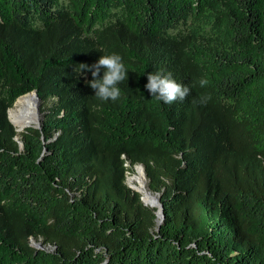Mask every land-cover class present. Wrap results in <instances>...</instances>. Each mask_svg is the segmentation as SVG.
<instances>
[{"label":"trees","instance_id":"obj_1","mask_svg":"<svg viewBox=\"0 0 264 264\" xmlns=\"http://www.w3.org/2000/svg\"><path fill=\"white\" fill-rule=\"evenodd\" d=\"M113 52L101 101L78 64ZM157 70L189 96L151 97ZM34 90L42 126L17 131ZM0 264H264V0H0Z\"/></svg>","mask_w":264,"mask_h":264},{"label":"clouds","instance_id":"obj_2","mask_svg":"<svg viewBox=\"0 0 264 264\" xmlns=\"http://www.w3.org/2000/svg\"><path fill=\"white\" fill-rule=\"evenodd\" d=\"M79 73L83 75L90 72L91 79L86 83L94 90V96L101 101L117 100L121 95L119 87L128 76V69L118 53H106L92 64L80 63ZM102 73V74H101ZM201 87L208 84V80H199ZM151 97L164 104H172L175 101H184L191 93L189 84L177 81L171 72L157 70L147 73V83L144 85ZM210 97L201 96L199 103L206 105Z\"/></svg>","mask_w":264,"mask_h":264},{"label":"bare ground","instance_id":"obj_3","mask_svg":"<svg viewBox=\"0 0 264 264\" xmlns=\"http://www.w3.org/2000/svg\"><path fill=\"white\" fill-rule=\"evenodd\" d=\"M11 120L19 131L28 126L38 125L41 114L38 111L36 96L33 92L25 94L15 102V107L10 109ZM128 163V182L131 187L139 192L148 205H156L158 196L149 188V180L143 165Z\"/></svg>","mask_w":264,"mask_h":264},{"label":"water","instance_id":"obj_4","mask_svg":"<svg viewBox=\"0 0 264 264\" xmlns=\"http://www.w3.org/2000/svg\"><path fill=\"white\" fill-rule=\"evenodd\" d=\"M33 93H34V95L36 96V100H37V106H38V111L40 112V114H41V121H40V123L38 124V125H35V126H28V127H26V128H29V127H34V128H41V126H42V119H43V116H42V113H41V99L39 98V96H38V92L36 91V90H34V91H32ZM29 93H31V92H29ZM28 94V93H27ZM25 95V94H24ZM24 95H22V96H24ZM22 96H20V97H22ZM19 97V98H20ZM18 98V99H19ZM17 99V100H18ZM9 118H10V109H9ZM10 120H11V118H10ZM11 122H12V120H11ZM13 123V122H12ZM14 124V123H13ZM24 130V129H23ZM23 130H21V131H23ZM17 131H19L18 129H17ZM140 165H143V164H140ZM154 193V192H153ZM155 195H157L158 196V199H157V204L156 205H150L151 207H156V208H158V211H157V215H158V217H159V219H160V223L163 221V219H164V214H163V205H162V203H161V197H160V194L159 193H154ZM141 200L143 201V203L144 204H146V205H148L146 202H145V200H144V198H143V196L141 195ZM31 244L34 246V247H36V248H38V249H42V246H41V244H42V242H34V241H31Z\"/></svg>","mask_w":264,"mask_h":264},{"label":"rangeland","instance_id":"obj_5","mask_svg":"<svg viewBox=\"0 0 264 264\" xmlns=\"http://www.w3.org/2000/svg\"><path fill=\"white\" fill-rule=\"evenodd\" d=\"M15 107V104L13 105V107L12 108H14ZM11 109V108H10ZM10 118H11V116H10ZM128 166H127V172H126V184H127V186L129 187V188H131L132 190H134L132 187H131V185L129 184V182H128V175H129V170H128ZM135 191V190H134ZM137 192V191H136ZM31 241H34V242H42V244H41V246H42V248L43 249H47V250H54L55 249V247L53 246V245H51V244H46V245H44L43 244V241H42V239H35V238H31Z\"/></svg>","mask_w":264,"mask_h":264}]
</instances>
